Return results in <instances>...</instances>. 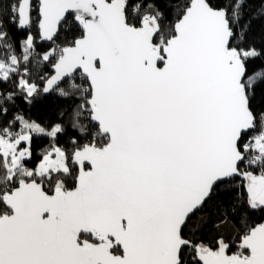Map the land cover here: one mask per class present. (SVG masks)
<instances>
[{"label":"snow or ice","instance_id":"6c2138e0","mask_svg":"<svg viewBox=\"0 0 264 264\" xmlns=\"http://www.w3.org/2000/svg\"><path fill=\"white\" fill-rule=\"evenodd\" d=\"M245 3L169 0L168 19L155 0H0V264H264V68L248 70L264 52L241 46ZM5 15L52 44L79 35L40 54L29 34L17 55ZM53 92L76 101L67 145L62 122L8 118ZM218 190L238 241L186 236Z\"/></svg>","mask_w":264,"mask_h":264},{"label":"trees","instance_id":"16d2710c","mask_svg":"<svg viewBox=\"0 0 264 264\" xmlns=\"http://www.w3.org/2000/svg\"><path fill=\"white\" fill-rule=\"evenodd\" d=\"M158 8L164 12L165 17L170 19L172 15V9L168 7L169 0H155ZM264 0H246L243 14L244 19L242 24L247 23V29L244 34V40L241 44L245 48H255L257 51L264 52ZM5 30L8 33V40L13 44V48L17 55L21 54L22 41L31 34L35 38V44L37 52L43 54L50 50L51 47L57 45L64 46V44L74 37L79 35L78 30H70L67 26L63 27L58 33L55 44L52 42L42 41L36 27L31 29L29 33L26 29H20L16 25L8 22L7 15L4 16ZM264 68V57L257 58L256 60H250L248 62V70L251 73L253 70ZM36 80L35 77H33ZM41 84V81H36ZM80 83L81 81H77ZM76 101L72 99H64L57 93H41L37 98L33 100L31 104L25 102L21 97L16 99L15 105L9 106L8 118L15 116L19 113L28 119L41 123L42 125H51L57 122H62L65 125L66 132L60 140L62 145H67L70 139L75 135V131L70 127L69 113H71ZM251 108L255 113L264 112V84L255 88L254 94L250 100ZM4 117L0 116V122L4 121ZM48 146L47 138H34L32 145L34 155L38 158L39 152ZM234 199V192L231 190H218L212 203L202 212L194 215L190 222L203 218V222L195 229L196 235L192 238L203 239L210 241L213 238H219L221 235L217 225L221 218L227 219L230 225L237 233L239 219L238 215H228L227 217L218 214L219 206L227 208ZM255 223H262L264 221V215L256 214L250 217ZM189 222V223H190ZM187 227L185 229L186 236H192V233Z\"/></svg>","mask_w":264,"mask_h":264},{"label":"rangeland","instance_id":"374dc122","mask_svg":"<svg viewBox=\"0 0 264 264\" xmlns=\"http://www.w3.org/2000/svg\"><path fill=\"white\" fill-rule=\"evenodd\" d=\"M225 220L224 218H221L218 222V225H220V227H218L221 235L223 236V238L226 241H233V240H237L238 241V234L236 233V231L234 230V228L230 225V223L228 222V225H223L221 224V221ZM203 222V218L200 217L199 220L197 221H193L190 222L188 224V228L189 229H195L197 228L201 223Z\"/></svg>","mask_w":264,"mask_h":264},{"label":"water","instance_id":"95a60500","mask_svg":"<svg viewBox=\"0 0 264 264\" xmlns=\"http://www.w3.org/2000/svg\"><path fill=\"white\" fill-rule=\"evenodd\" d=\"M54 39H56V38H54ZM42 41H43V40H42ZM44 42H49V41H44ZM262 223H264V221H263Z\"/></svg>","mask_w":264,"mask_h":264}]
</instances>
